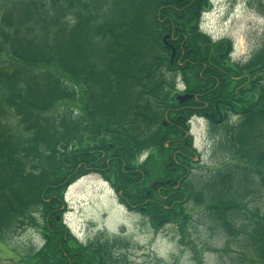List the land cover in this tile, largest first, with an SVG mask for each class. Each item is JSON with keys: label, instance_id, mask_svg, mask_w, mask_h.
Listing matches in <instances>:
<instances>
[{"label": "trees", "instance_id": "obj_1", "mask_svg": "<svg viewBox=\"0 0 264 264\" xmlns=\"http://www.w3.org/2000/svg\"><path fill=\"white\" fill-rule=\"evenodd\" d=\"M202 12L193 0H0V244L38 217L46 241L24 264L115 260L117 239L82 247L62 225L66 189L90 174L153 226H174L179 245L196 217L238 243L237 264H264V213L246 203L264 189V37L225 67L196 49L205 70L179 73V103L178 45L196 46ZM204 106L222 161L194 185L190 123Z\"/></svg>", "mask_w": 264, "mask_h": 264}, {"label": "rangeland", "instance_id": "obj_2", "mask_svg": "<svg viewBox=\"0 0 264 264\" xmlns=\"http://www.w3.org/2000/svg\"><path fill=\"white\" fill-rule=\"evenodd\" d=\"M258 1L264 3V0H209L206 13L199 16V31L212 42H228L230 60H249L264 37V16L255 9ZM177 74L175 82L179 92L182 81L181 75ZM190 134L197 152L190 180L196 185L206 171L218 168L222 159L218 152L211 150L204 122L192 120ZM144 158L142 156L140 160ZM64 198L67 204L62 225L78 244L87 247L96 236L117 239L113 248L116 257L110 264H237L239 259L236 241L226 239L216 228L209 229L196 217L190 231L192 244L179 245L174 226H153L148 218L122 206L118 192L99 175L80 178L66 189ZM246 203L249 209L264 213V189ZM36 223L39 229H21L2 240L0 264H24L46 245L40 232L44 226L40 217Z\"/></svg>", "mask_w": 264, "mask_h": 264}, {"label": "flooded vegetation", "instance_id": "obj_3", "mask_svg": "<svg viewBox=\"0 0 264 264\" xmlns=\"http://www.w3.org/2000/svg\"><path fill=\"white\" fill-rule=\"evenodd\" d=\"M194 2L196 1V14L200 11H204V7L206 5V3H208L209 0H193ZM174 42L177 41V39L173 40ZM192 41L196 43V46L193 47L192 46V43H190L186 37H184V39L182 40V43H180L178 45V50H179V56L177 58V62H176V65L178 68H180L182 71H177V73H182V72H186V73H189V72H192L191 71V68L193 66H195V69H197L199 66H202L203 67V70H205V66L201 63V64H197L196 63V56H197V50H199V52L201 53L202 56H204V54H208V56H216L217 59H218V62L221 63L222 67H225L226 65V61L225 59H229V54H230V44L226 41H220L218 42V45H226L225 47V50L224 51H220V49L218 47H214L212 46L210 43H209V40L208 38L203 35L202 33H200L199 31H197L195 33V35L193 36L192 38ZM175 51V50H174ZM177 53V51H175V54ZM190 53H193V56L191 57L190 56ZM202 80H205V78L202 77ZM182 84V87L181 89L179 90V92L176 94V96H179V97H184V96H189L188 95V91H187V88H186V85L185 83H181ZM207 96V93L204 94L202 93H199L197 94V97L202 100L204 99V97ZM218 102H216V104L214 105L215 106V110H216V114L218 115V119L220 117V120L224 118V114L223 112H218L217 111V106H218ZM186 109V108H184ZM198 113L197 114H200L201 112V116L199 118H202V121L206 124V123H209V122H214L216 123L217 122V119L215 118L214 116V113L212 112H209L206 107H202V108H195ZM118 195L120 196L121 195V192H118Z\"/></svg>", "mask_w": 264, "mask_h": 264}, {"label": "water", "instance_id": "obj_4", "mask_svg": "<svg viewBox=\"0 0 264 264\" xmlns=\"http://www.w3.org/2000/svg\"><path fill=\"white\" fill-rule=\"evenodd\" d=\"M174 1H175L176 3H181V2H183L184 0H174ZM188 98H189V97H178L177 100H178L179 103H182L183 101H185V100L188 99ZM155 185H156V184H153V185H152V188H155ZM59 219H60L59 217H56V220H57V221H59Z\"/></svg>", "mask_w": 264, "mask_h": 264}]
</instances>
